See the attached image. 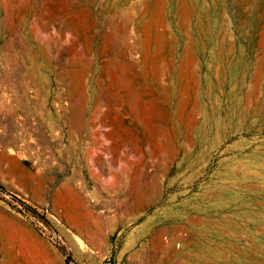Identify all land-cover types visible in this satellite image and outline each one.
<instances>
[{
	"label": "rangeland",
	"instance_id": "1",
	"mask_svg": "<svg viewBox=\"0 0 264 264\" xmlns=\"http://www.w3.org/2000/svg\"><path fill=\"white\" fill-rule=\"evenodd\" d=\"M56 80L82 165L28 196L0 147V185L72 264H264V0H0V119ZM0 264L69 263L0 199Z\"/></svg>",
	"mask_w": 264,
	"mask_h": 264
},
{
	"label": "built area",
	"instance_id": "2",
	"mask_svg": "<svg viewBox=\"0 0 264 264\" xmlns=\"http://www.w3.org/2000/svg\"><path fill=\"white\" fill-rule=\"evenodd\" d=\"M37 87L38 85H35L29 90V96L36 113L28 116L16 115L15 121L20 126V130L16 135L17 141L14 146H8L6 149L36 171L74 170L76 168L74 164L67 165L63 160L66 147L81 143L78 140L70 142L63 131L65 111L70 106L68 87L56 80L49 87L47 97L40 94ZM7 97L11 102L12 95L9 92ZM8 116V114L3 115V118L5 119ZM39 128L43 132H52L58 139L42 142L39 139ZM0 199L41 236L46 238L65 257L69 264H72L71 252L59 230L57 218L49 208L37 205L28 197L12 192L1 185Z\"/></svg>",
	"mask_w": 264,
	"mask_h": 264
},
{
	"label": "crops",
	"instance_id": "3",
	"mask_svg": "<svg viewBox=\"0 0 264 264\" xmlns=\"http://www.w3.org/2000/svg\"><path fill=\"white\" fill-rule=\"evenodd\" d=\"M75 80H78L82 77V74L79 72H73V75H71ZM83 79V77H82ZM86 79V78H85ZM84 79V80H85ZM17 101H16V113L10 115L11 117H6L5 122H3L4 118L0 119V147L2 149L7 148L8 146H14L16 144L17 138L16 135L18 131L20 130V126L18 123L15 121L16 120V115L22 114V115H32L33 114V105L31 101L24 100L21 98V96H17ZM19 112V113H18ZM30 112V113H29ZM8 119V120H7ZM39 139L42 142H50L52 140H57L58 137L54 136L53 133L51 132H46L42 131L39 128ZM50 133V134H49ZM50 136V138H49ZM69 139V138H68ZM70 142H74L71 139H69ZM71 144V143H70ZM14 156V155H13ZM84 156V153L82 151H79L77 148L74 146L69 145L66 147L63 153V160L67 165L74 164L76 168L72 170L74 172L75 170L78 169V166L82 165V157ZM3 167H10L13 166L14 168H17V170L20 172L18 174V184L19 186L25 191H20L22 194L25 195H31L34 197L35 195V190L34 188H39L43 187L46 184H59L63 183L66 178L65 174L69 172V169H60V170H53V171H47V172H42V171H36V173L29 174L28 172L29 169L23 164V161L20 160L18 157L14 156L13 159H3ZM28 166V165H27ZM29 167V166H28ZM30 168V167H29ZM65 178V179H64ZM33 186V187H32ZM39 203H42V205H48L50 202L46 199H36Z\"/></svg>",
	"mask_w": 264,
	"mask_h": 264
},
{
	"label": "bare ground",
	"instance_id": "4",
	"mask_svg": "<svg viewBox=\"0 0 264 264\" xmlns=\"http://www.w3.org/2000/svg\"><path fill=\"white\" fill-rule=\"evenodd\" d=\"M149 1H150V0H149ZM146 2H147V1H146ZM147 4H148V3H147ZM147 4H146V5H147ZM148 5H149V4H148ZM144 6H145V5H144ZM162 6H163V5H162ZM149 7H150V6H149ZM122 8H123V7H122ZM147 9H148V8H147ZM147 9H146V10H147ZM145 15H146V14H145ZM187 15H188V13H187ZM144 17H145V16H143V18H144ZM151 17H152V16H151ZM128 18H129V17H128ZM149 18H150V16H149ZM189 18H190V17H189ZM149 20H150V19H149ZM189 20H190V19H189ZM189 20H188V21H189ZM146 21H147V20H146ZM209 27H210V26H209ZM147 30H148V29H147ZM221 32H222V31H221ZM223 35H224V34H223ZM223 35H222V36H223ZM222 40H223V39H222ZM149 43H150V42H149ZM148 46H149V44H148ZM150 47H151V45H150ZM150 52H151V48H149V53H150ZM211 52H212V51H211ZM227 59H228V58H227ZM222 64H223V63H222ZM261 66H262V65H261ZM257 68H258V66H257ZM261 68H262V67H261ZM257 73H259V72H257ZM254 75H255V74H254ZM259 77H260V76H259ZM263 81H264V80H263ZM251 172H252V171H251ZM252 245H253V243H252Z\"/></svg>",
	"mask_w": 264,
	"mask_h": 264
}]
</instances>
